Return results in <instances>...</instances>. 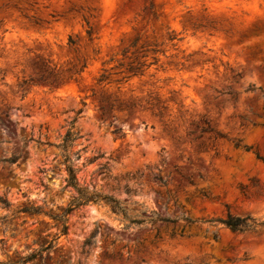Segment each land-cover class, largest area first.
<instances>
[{
	"label": "clouds",
	"instance_id": "obj_1",
	"mask_svg": "<svg viewBox=\"0 0 264 264\" xmlns=\"http://www.w3.org/2000/svg\"><path fill=\"white\" fill-rule=\"evenodd\" d=\"M0 264H264V0H0Z\"/></svg>",
	"mask_w": 264,
	"mask_h": 264
}]
</instances>
